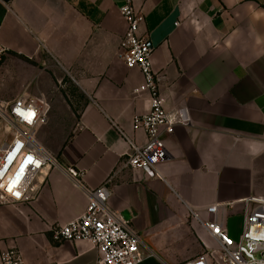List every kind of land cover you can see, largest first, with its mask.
<instances>
[{
    "label": "crops",
    "instance_id": "obj_1",
    "mask_svg": "<svg viewBox=\"0 0 264 264\" xmlns=\"http://www.w3.org/2000/svg\"><path fill=\"white\" fill-rule=\"evenodd\" d=\"M134 4L145 16L140 34L154 49L165 108L172 116L187 110L191 124L163 133L167 156L158 174L120 172L110 206L155 254L142 264H183L216 249L192 212L208 221V208L219 205L228 229L233 217L243 220L246 200H264V0ZM122 5L0 0V101L29 92L32 77L19 72V58L60 66L87 102L58 157L84 171L91 188L105 182L131 143L147 144L146 133L133 123L150 108L146 92L134 93L144 78L119 55L127 29ZM5 68L17 69L20 78L12 97ZM87 206V196L65 173L50 172L32 203H0V250L17 247L26 264H97L99 252L90 243L54 240V228L80 217Z\"/></svg>",
    "mask_w": 264,
    "mask_h": 264
},
{
    "label": "built area",
    "instance_id": "obj_2",
    "mask_svg": "<svg viewBox=\"0 0 264 264\" xmlns=\"http://www.w3.org/2000/svg\"><path fill=\"white\" fill-rule=\"evenodd\" d=\"M120 13L127 29L119 55L128 69L137 68L143 75L144 83L134 93L146 92L150 98L149 112L135 116L133 121L136 130L146 133L147 144L140 147L131 143L130 151L101 186H87L84 171L65 166L38 141L37 131L47 122L42 102L24 94L11 102H0V117L11 135L0 147V203H32L46 186L50 172L62 171L87 196L88 206L80 217L54 228V240L90 243L99 252L97 264H142L155 256L144 246L131 222L110 206L112 189L123 169L151 170L158 174V167L167 156L163 133L171 135L176 126L191 124L187 110L172 116L165 108L159 76L153 68L154 49L140 34L144 14L137 10L134 0H123ZM219 207L208 208L212 216L208 221L191 213L216 249L208 248L203 255L183 264H264V200L245 201L243 229L237 241L229 236L224 220L218 215ZM0 264L26 263L20 250L10 247L0 250Z\"/></svg>",
    "mask_w": 264,
    "mask_h": 264
},
{
    "label": "rangeland",
    "instance_id": "obj_3",
    "mask_svg": "<svg viewBox=\"0 0 264 264\" xmlns=\"http://www.w3.org/2000/svg\"><path fill=\"white\" fill-rule=\"evenodd\" d=\"M17 63H19L20 69L17 68L19 72L25 71L33 81L28 86L30 88L28 94L24 92L21 95H28L45 106L47 122L38 129L37 139L45 149L58 156L64 144L77 129L80 113L86 105L87 98L60 66L51 65L46 59L36 61L19 58ZM17 69L5 68L4 76L11 83L8 85V81L6 82L5 85L9 88L5 87V90L11 97L15 96L19 89L20 78L16 77ZM9 139L11 135L6 123L0 117V147ZM242 226L243 220L239 216L229 221L228 229L234 241L240 238Z\"/></svg>",
    "mask_w": 264,
    "mask_h": 264
}]
</instances>
